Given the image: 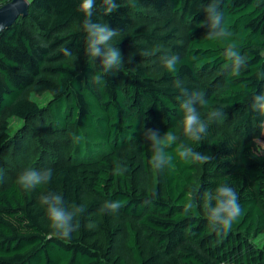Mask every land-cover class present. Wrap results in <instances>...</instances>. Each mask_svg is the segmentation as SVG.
<instances>
[{
  "label": "trees",
  "instance_id": "obj_1",
  "mask_svg": "<svg viewBox=\"0 0 264 264\" xmlns=\"http://www.w3.org/2000/svg\"><path fill=\"white\" fill-rule=\"evenodd\" d=\"M116 2L122 6L114 13L97 12L92 19L120 30L113 41L117 48L139 38L168 42L176 35L173 15L164 31L135 27L133 16L146 7L187 22V43L174 45L183 51L175 54L177 72L164 67L153 76L140 63L142 56H135L118 69L121 77L113 70L93 82L102 70L84 52L79 0H30L28 15L0 33V264H264V247L254 242L264 232V151L254 144L264 117L250 107L253 96L264 92V0H223L226 27L247 60L239 76L223 55L225 42L208 40L201 26L208 0H139L135 8ZM65 47L71 56L63 54ZM177 81L205 93L208 104L197 106L202 118L221 109L224 124L213 120L200 144L177 137L168 149L173 166L157 171L144 132L170 130L177 136L183 117ZM45 92L51 97L42 106L32 94ZM11 117H38L56 135L72 125L74 148L48 168L49 184L25 191L16 179L28 168L9 177ZM179 144L212 160L186 164L175 154ZM117 163L126 167L123 175L114 174ZM220 183L235 189L242 212L229 231L217 234L202 207L185 212L183 205L189 191L203 194ZM46 192L84 205L69 238L51 234L39 201ZM117 200L118 212L101 211L106 201Z\"/></svg>",
  "mask_w": 264,
  "mask_h": 264
},
{
  "label": "clouds",
  "instance_id": "obj_2",
  "mask_svg": "<svg viewBox=\"0 0 264 264\" xmlns=\"http://www.w3.org/2000/svg\"><path fill=\"white\" fill-rule=\"evenodd\" d=\"M139 0H123L124 6L135 8ZM223 0H208L203 8L205 20L201 26H205L207 39L211 41L225 42L223 55L229 62L228 67L234 76H239L240 71L246 66L247 60L238 50V45L232 39L233 33L228 30L225 24V17L222 11ZM121 3L116 0H79L77 11L84 19L82 28L84 36V52L93 61L99 60V67L102 70L92 77L93 82L99 84L104 75L119 69L124 63L122 53L115 46L113 41L120 36V30L110 27L104 22H94L92 17L99 12L101 16H108L114 13ZM65 56H71L72 50L65 47ZM148 55V53H144ZM163 65L169 73L177 72L179 56L173 55L163 57ZM133 56L129 55L127 62L132 63ZM260 78H264L261 76ZM178 90L176 99L180 102L183 110L182 126L183 134L193 142L200 144L208 133L210 123L219 118L223 113L221 109L212 110L207 119L201 117L197 106H206L208 100L203 91L198 89L190 90L188 87L177 81L175 85ZM251 109L258 115L264 117V92L255 95L250 105ZM144 139L150 142L151 158L150 165L154 170L163 171L173 166L174 156L168 151L177 141L173 131L167 130L160 133L158 130L147 129L144 132ZM176 156L184 163L199 162L206 164L212 160L210 155L202 154L194 147L179 144L175 148ZM126 167L117 163L113 169L114 174L123 175ZM53 179V170H36L28 168L22 171L16 179V183L25 191H32L40 186L49 184ZM40 204L45 208L47 219L52 235L59 238H69L70 234L79 228V217L86 211L84 205L75 203L67 204L62 195L56 192H46L39 198ZM122 202L106 201L101 208L102 212H118ZM184 211L188 212L196 207H202L205 217L212 229L217 234L226 233L232 227L242 212L239 202V195L235 189L227 183H220L214 191L205 190L203 194L189 191L185 196L183 205Z\"/></svg>",
  "mask_w": 264,
  "mask_h": 264
},
{
  "label": "rangeland",
  "instance_id": "obj_3",
  "mask_svg": "<svg viewBox=\"0 0 264 264\" xmlns=\"http://www.w3.org/2000/svg\"><path fill=\"white\" fill-rule=\"evenodd\" d=\"M8 1L10 0H0V6ZM171 15L174 17L173 23L178 26L176 35L168 42L159 39L147 41L144 38H139L136 42L119 48L125 62H127L129 55L133 56V58L142 56L140 63L146 66L148 73L153 76H159L164 69L163 57L182 54V48L181 51H176L174 45H185L187 43L189 25L180 16L168 10L158 11L154 8L146 7L143 11L133 16L134 26L146 25L150 29L158 26L157 32L164 31L170 28V26L164 27L163 25ZM35 36L38 38L36 33ZM144 53H148V55ZM114 72L121 77L118 69L114 70ZM208 77H211V75H208ZM32 97L40 105L44 106L50 99L51 94L49 92L43 94L33 93ZM223 119L220 116L215 120L219 125H223ZM41 121L38 117L34 122L18 117L10 118L8 131L13 135L15 134V136L9 147V156L12 159L11 165H5L8 168L9 177L13 175V171L19 172L23 168L48 169L51 165L63 161L66 154L73 150L72 125H70L67 133L56 135L48 133L42 123L43 121ZM176 133L178 139L185 143L187 137L183 134L182 125L177 127ZM254 144L258 150L264 151V129L261 135L254 137ZM254 242L258 246L264 247V232L254 237Z\"/></svg>",
  "mask_w": 264,
  "mask_h": 264
},
{
  "label": "water",
  "instance_id": "obj_4",
  "mask_svg": "<svg viewBox=\"0 0 264 264\" xmlns=\"http://www.w3.org/2000/svg\"><path fill=\"white\" fill-rule=\"evenodd\" d=\"M30 0H10L0 6V33L14 25L17 19L27 16Z\"/></svg>",
  "mask_w": 264,
  "mask_h": 264
}]
</instances>
